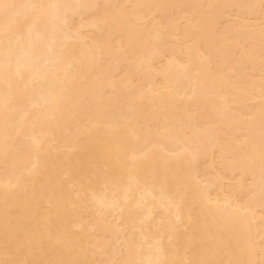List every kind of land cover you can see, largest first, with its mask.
Masks as SVG:
<instances>
[{
	"label": "bare ground",
	"instance_id": "1",
	"mask_svg": "<svg viewBox=\"0 0 264 264\" xmlns=\"http://www.w3.org/2000/svg\"><path fill=\"white\" fill-rule=\"evenodd\" d=\"M0 264H264V0H0Z\"/></svg>",
	"mask_w": 264,
	"mask_h": 264
}]
</instances>
